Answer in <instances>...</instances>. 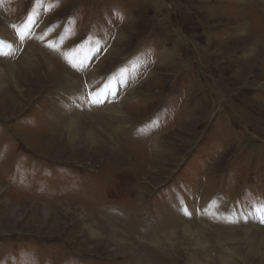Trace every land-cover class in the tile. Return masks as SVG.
<instances>
[{
  "label": "rangeland",
  "instance_id": "obj_1",
  "mask_svg": "<svg viewBox=\"0 0 264 264\" xmlns=\"http://www.w3.org/2000/svg\"><path fill=\"white\" fill-rule=\"evenodd\" d=\"M262 236L264 0H0V264H264Z\"/></svg>",
  "mask_w": 264,
  "mask_h": 264
},
{
  "label": "bare ground",
  "instance_id": "obj_2",
  "mask_svg": "<svg viewBox=\"0 0 264 264\" xmlns=\"http://www.w3.org/2000/svg\"><path fill=\"white\" fill-rule=\"evenodd\" d=\"M3 31V30H2ZM5 31H6V29H5ZM27 60H29V58H27ZM2 76H3V74H2ZM75 83V82H74ZM71 84H73V82H71ZM113 87H114V91L116 90V85L114 84V85H112ZM69 90V89H68ZM72 90V89H71ZM112 91V88L109 90V93ZM104 92H105V90H100L99 91V93H98V95H95V98H94V100H100V99H102L103 97H105L103 94H104ZM74 94V93H73ZM111 94V93H110ZM76 96V95H75ZM105 99V98H104ZM67 100H69V99H64L63 100V102H67ZM105 101V100H104ZM69 103V102H68ZM119 105H112V106H109V108L108 109H106L107 110V112L106 113H108L110 116H113V115H115V114H120V113H117V111H119L120 112V110H119V108L120 107H118ZM113 111H115V112H113ZM122 118V120H124L125 118H124V116H120V115H118V117H114L113 118V120H119V119H121ZM83 125V124H82ZM82 126L81 125H79L78 124V122L76 121V120H72V121H70V122H68L67 123V125L66 126H64V128H65V130L67 131V130H69V129H71V135H73V136H75L76 137V135L79 133V131H80V128H81ZM88 129H89V127H87ZM84 129V128H83ZM92 129V128H91ZM86 130V129H85ZM100 130V129H99ZM88 132H89V137H87L88 139L87 140H85L83 143H85L87 146V150H89V149H91V148H94V147H92V146H94V145H97V146H99V145H101V144H103L102 142H99L100 140V138H97V132L96 131H93V130H88ZM88 134V133H87ZM83 135H84V132H83ZM69 139V138H68ZM80 139H83L82 137L80 138ZM74 140H75V138H72L70 141H73L74 142ZM102 140V139H101ZM110 142V141H109ZM157 142V141H156ZM156 142H155V144H156ZM98 143V144H97ZM107 143V142H106ZM103 146V145H102ZM157 146V145H156ZM84 147V146H83ZM83 150V149H82ZM115 151V150H114ZM65 208V207H64ZM66 210L67 211H70V208L69 207H66ZM42 212H43V210H42ZM79 215V214H78ZM252 215H257L256 213H254V214H252L251 213V215L250 216H252ZM82 217V216H81ZM256 217V216H255ZM45 222V221H44ZM184 231H186L188 234H186V237H188V236H193V235H198L199 236V238H200V241L201 242H204L205 241V236L206 235H204V234H202L201 235V230L200 231H195V230H189V228L188 229H184ZM183 231V232H184ZM92 233H94V231H91V234ZM203 233H205V232H203ZM243 234H245V235H249V236H251L250 237V239L251 240H254V241H256V239H254L255 238V236H256V234H254V232H250V231H248V232H244ZM113 235H115V233L114 232H109L108 231V233L107 234H105V235H101L104 239H109L110 237H112ZM172 236H173V234H172ZM185 236V235H184ZM190 236V237H191ZM240 236H242V235H240ZM171 237V236H170ZM169 237V238H170ZM114 238V237H113ZM234 238V237H233ZM238 238H240V237H238ZM111 239V238H110ZM206 239H207V236H206ZM114 240V239H113ZM171 240V239H170ZM231 240H232V237H231ZM243 240H247V239H243ZM250 240V241H251ZM233 241H234V239H233ZM115 241H113V243H114ZM237 242H240V241H237ZM242 242V241H241ZM172 243V242H171ZM257 243L259 244V246L261 247V245L263 244V246H264V236H262V237H258V239H257ZM110 244H111V242H110ZM122 245H123V243H122ZM248 245H249V242H248ZM249 248V247H248ZM234 249V248H233ZM175 250V249H174ZM255 250V249H254ZM253 250V251H254ZM250 252V251H249ZM248 253V252H247ZM254 259V258H253Z\"/></svg>",
  "mask_w": 264,
  "mask_h": 264
},
{
  "label": "snow or ice",
  "instance_id": "obj_3",
  "mask_svg": "<svg viewBox=\"0 0 264 264\" xmlns=\"http://www.w3.org/2000/svg\"><path fill=\"white\" fill-rule=\"evenodd\" d=\"M92 102H93V103H99V102H101V101H99V100H93Z\"/></svg>",
  "mask_w": 264,
  "mask_h": 264
}]
</instances>
